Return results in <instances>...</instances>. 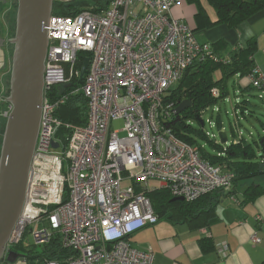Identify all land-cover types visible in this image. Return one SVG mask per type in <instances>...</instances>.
I'll return each mask as SVG.
<instances>
[{
	"label": "built area",
	"instance_id": "built-area-1",
	"mask_svg": "<svg viewBox=\"0 0 264 264\" xmlns=\"http://www.w3.org/2000/svg\"><path fill=\"white\" fill-rule=\"evenodd\" d=\"M75 1L53 0L43 27L48 47L39 134L23 209L5 254L17 251L30 234L26 250L40 251L54 239L61 249L54 258L30 264H152L150 249L138 250L129 242L132 234L159 221L147 192L165 187L173 198L191 202L231 189L230 173L173 134L169 122L177 103L168 99L193 64L225 65L229 59L198 42L174 16L178 0H111L97 13L89 9L95 2L66 6ZM56 5L73 11L60 14ZM84 58L87 72L80 87L70 90ZM245 79L264 100V76L255 64ZM78 93L87 100L83 126L56 117ZM7 95L6 88L0 96L3 122L12 110ZM211 96L217 98L218 91L212 89ZM63 129L69 132L64 145L56 138ZM151 183L157 185L150 188ZM250 240L261 242L256 232Z\"/></svg>",
	"mask_w": 264,
	"mask_h": 264
},
{
	"label": "trees",
	"instance_id": "trees-1",
	"mask_svg": "<svg viewBox=\"0 0 264 264\" xmlns=\"http://www.w3.org/2000/svg\"><path fill=\"white\" fill-rule=\"evenodd\" d=\"M111 0H94L96 7L89 8L91 11L100 12L108 7ZM189 3H194L197 6V14L202 22L206 25H211L207 20L204 9L199 4V0H187ZM215 9L217 20L216 24H224L229 28L236 27L239 23L247 20L254 14L264 10V0H207ZM16 7V5H15ZM60 14H70L72 8H66L64 5H56L53 7ZM57 8V9H56ZM82 8L74 9L79 12ZM16 12V11H15ZM15 25H13L14 34ZM254 43H248L245 47H238L228 57L229 62L225 65L206 61L193 64L185 73L183 78L177 84L175 89L170 91L169 100L176 102L177 106L182 101L191 102V106L179 115H174L169 122L173 134L183 142L197 146L199 148L200 157L208 161L210 164L220 167L223 172L232 175V186L228 191L217 190L213 193L204 195L199 199L191 202L186 201H171V196L168 189L165 187H157L146 193L150 200L151 206L155 214L160 218H165L173 222H186L196 227L205 226L212 223L215 219L214 205L217 202V194L235 195L238 191V186L248 182L244 189V202H250L257 197L264 195V124L262 125V134H258L256 139L252 136L248 142L243 138L236 136V130L229 123L232 141L225 145H220L218 142L209 139L202 127L204 121L202 115L213 105H217L224 101L228 94V82L235 77L242 79L246 78L254 66L252 55L254 52ZM216 53V49L211 45ZM217 54V53H216ZM218 55V54H217ZM220 56V55H219ZM79 63L78 69L81 68ZM78 81H73L72 87L78 88ZM216 89L219 93L217 98L211 96V90ZM255 89L250 84L247 90ZM61 89H56L59 92ZM68 91V90H67ZM251 102L247 99H242L234 104V111H237V116L246 117L247 120L255 111ZM87 100L80 93L73 95L68 101L60 106L56 111V117L64 123L71 125L83 126L87 118ZM248 111V116L246 112ZM246 115V116H245ZM239 119V118H238ZM197 122L199 127L194 125ZM202 121V125L200 124ZM216 127L220 130L222 121L220 112L218 111L216 118ZM240 125L239 123H237ZM235 124V125H237ZM4 125L0 127L3 132ZM227 135V133H226ZM198 139L206 140L212 145L216 151L209 152L206 147L198 143ZM204 241L202 244L204 245ZM211 248L210 245H207ZM22 247L17 246L15 250L20 251ZM27 261L30 264L33 260L47 257L54 258L61 252V249L54 239L49 245L41 248L40 251L26 250ZM28 253V254H27Z\"/></svg>",
	"mask_w": 264,
	"mask_h": 264
},
{
	"label": "crops",
	"instance_id": "crops-1",
	"mask_svg": "<svg viewBox=\"0 0 264 264\" xmlns=\"http://www.w3.org/2000/svg\"><path fill=\"white\" fill-rule=\"evenodd\" d=\"M199 4L211 25L204 24L194 8V14L191 16L193 19L188 18L187 11L192 6H185L186 11L184 7L180 9L175 6L174 16L192 29L198 42L213 45L220 56L229 57L236 48L245 47L249 42L254 43L253 63L264 76V10L236 27L229 28L224 24L215 23L217 15L210 4L201 0ZM15 11L13 0H0V96L2 91L9 87V40L15 25ZM248 85L245 78L233 79L235 102L245 98L249 100ZM1 107L0 104V110ZM236 114L237 111H234L237 123L246 118ZM246 115L248 116V111ZM2 125L3 120L0 118V127ZM247 184L248 182H245L238 186L235 195H216H219V198L214 205L215 219L212 223L196 227L186 222L160 218L155 225L132 234L129 237L130 244L138 250L150 249L154 257L152 264H264V195L244 202L243 192ZM255 232L261 240L256 245L250 240V236ZM203 240L206 241L204 245Z\"/></svg>",
	"mask_w": 264,
	"mask_h": 264
},
{
	"label": "water",
	"instance_id": "water-1",
	"mask_svg": "<svg viewBox=\"0 0 264 264\" xmlns=\"http://www.w3.org/2000/svg\"><path fill=\"white\" fill-rule=\"evenodd\" d=\"M16 5L15 30L9 40L11 62L8 95L5 101L12 110L3 130L0 147V263L13 264L19 254L6 253L11 233L23 209L29 172L37 144L41 105L43 100V74L48 40L44 25L48 21L53 0H13ZM93 6L92 0H77L70 5ZM89 64L84 58L78 82L81 83ZM191 106L182 101L175 113L181 114ZM202 125V121H200ZM226 133H219V144L227 143ZM53 148L58 143H52ZM171 201H183L173 198Z\"/></svg>",
	"mask_w": 264,
	"mask_h": 264
},
{
	"label": "rangeland",
	"instance_id": "rangeland-1",
	"mask_svg": "<svg viewBox=\"0 0 264 264\" xmlns=\"http://www.w3.org/2000/svg\"><path fill=\"white\" fill-rule=\"evenodd\" d=\"M202 2H207L209 4V2L207 0H201ZM184 5V6H183ZM177 7H179L181 9V7H184L185 10V6H192L190 9H188L187 11V16L188 18H191V16L194 14V10L192 12V9H197L196 5L194 3H189L187 0H178L177 2ZM212 6V5H211ZM212 8H214L212 6ZM186 11V10H185ZM193 19V17L191 18ZM177 87V84L173 86V89H175ZM248 94L249 96H247V98L249 99V101L251 102L253 109H255L254 113L245 121V119L239 121L240 125H235V122L237 123L238 120L236 121V117L234 115V104L236 103V97L234 95V86H233V80H230L228 82V94L227 97L224 101L220 102L217 105H213L212 107H210L203 115H202V119L204 121V125L202 127L204 132H208L210 134V136L212 137L211 139L213 140V138L218 142L219 141V133L223 132V133H227L228 137H229V141H232V135H231V131H230V127H229V123H231L234 127V129L236 130V136L239 139V137L243 138L244 140L250 142L252 139L250 138V134H252V136L256 139V137L258 136V134H262V125L261 123L264 124V102H262V100L259 98L261 95V92L259 90L256 89H251L249 90ZM238 98V95H237ZM246 99V98H245ZM216 110H218L220 112V117H221V121H222V126L221 129L219 130L216 127V122H215V118L216 115L218 113V111L216 112ZM194 125L196 127H199V125L197 124V122L194 121ZM121 126V123H113L112 127L114 128H119ZM3 135V134H2ZM69 132L67 130H62L58 135H57V139L60 140V144L63 145L66 143V138L68 137ZM198 143L204 147H206V149L209 152H215L216 149L210 145V143L206 140L203 139H198ZM53 155H58V151H53L52 152ZM156 183H151L149 186L150 188L153 186H156ZM150 227V226H148ZM32 240H31V236L29 234L27 239H24L23 244L21 245V249L20 251H17V253L19 254L18 258L16 259V262L13 264H27L25 262H23L22 258L24 257V255H26L23 250L29 245V243L31 244ZM37 251H39V248H37ZM0 264H9L6 262H2Z\"/></svg>",
	"mask_w": 264,
	"mask_h": 264
},
{
	"label": "clouds",
	"instance_id": "clouds-1",
	"mask_svg": "<svg viewBox=\"0 0 264 264\" xmlns=\"http://www.w3.org/2000/svg\"><path fill=\"white\" fill-rule=\"evenodd\" d=\"M8 90V89H7ZM3 125L5 126V122H3ZM4 130V129H3ZM1 141H2V139H1ZM0 147H1V145H0ZM14 252H16L17 253V251H14ZM18 254V253H17Z\"/></svg>",
	"mask_w": 264,
	"mask_h": 264
},
{
	"label": "bare ground",
	"instance_id": "bare-ground-1",
	"mask_svg": "<svg viewBox=\"0 0 264 264\" xmlns=\"http://www.w3.org/2000/svg\"><path fill=\"white\" fill-rule=\"evenodd\" d=\"M92 1H93V0H92ZM93 2H94V1H93ZM82 5H84V4H82ZM82 5H80V6H82ZM14 30H15V29H14ZM44 32H45V31H44ZM47 47H48V46H47ZM86 72H87V70H86ZM86 72H85V74H86ZM85 74H84V75H85Z\"/></svg>",
	"mask_w": 264,
	"mask_h": 264
}]
</instances>
